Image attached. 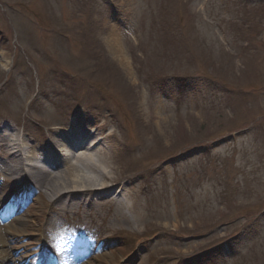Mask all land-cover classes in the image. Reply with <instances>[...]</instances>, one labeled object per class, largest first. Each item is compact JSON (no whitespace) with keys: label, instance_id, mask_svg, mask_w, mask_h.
Returning a JSON list of instances; mask_svg holds the SVG:
<instances>
[{"label":"rangeland","instance_id":"obj_1","mask_svg":"<svg viewBox=\"0 0 264 264\" xmlns=\"http://www.w3.org/2000/svg\"><path fill=\"white\" fill-rule=\"evenodd\" d=\"M68 122L110 135L126 209L0 173V264H264V0H0V133L32 156Z\"/></svg>","mask_w":264,"mask_h":264},{"label":"bare ground","instance_id":"obj_2","mask_svg":"<svg viewBox=\"0 0 264 264\" xmlns=\"http://www.w3.org/2000/svg\"><path fill=\"white\" fill-rule=\"evenodd\" d=\"M1 67L7 70L8 64L3 62ZM67 124L70 125L69 129L63 130L68 131L63 132L62 130V133H53L52 137L54 136L55 140L59 138L61 142L55 152L59 156L55 154L54 160H57V165L60 162L65 163L66 171L69 170V173H62L60 170L52 171L50 168L32 173L31 170H34L36 165H33L34 161L31 157L26 158L29 163L24 169L21 160V137L17 134L14 138L9 139L7 135L2 133H0V142L2 143L3 154H5L6 159H10V163L9 165L3 163L1 169L7 174L10 172L19 173L21 175L19 177L23 180L21 179L18 186L31 181L32 185L43 190L50 198H56V203L65 204L70 202V199L79 197L88 206L96 207L97 204L93 201V197L104 196L113 190V194L117 195L115 204L126 209L129 199L126 194L127 190L122 186V183H119V180H113L111 170L109 171L104 165V149L110 151L112 148L110 135L103 134L104 127L95 122L88 125V127L90 126L89 133L81 123L71 124L68 122ZM69 146H74L71 148L72 152L68 150ZM0 158H2L1 155ZM39 169L41 168L39 167ZM114 189L116 190L114 191ZM11 208L14 207L11 206ZM14 212L15 209L11 211V213ZM3 216L1 214L0 218L2 219ZM16 220L20 219L17 218ZM8 234L12 235L14 232L11 231Z\"/></svg>","mask_w":264,"mask_h":264}]
</instances>
